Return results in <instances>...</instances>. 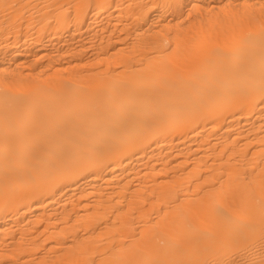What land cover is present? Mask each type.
Instances as JSON below:
<instances>
[{"label": "bare ground", "instance_id": "1", "mask_svg": "<svg viewBox=\"0 0 264 264\" xmlns=\"http://www.w3.org/2000/svg\"><path fill=\"white\" fill-rule=\"evenodd\" d=\"M0 264H264V0H0Z\"/></svg>", "mask_w": 264, "mask_h": 264}]
</instances>
